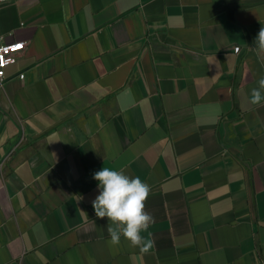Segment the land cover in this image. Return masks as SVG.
Listing matches in <instances>:
<instances>
[{"label":"crops","instance_id":"crops-1","mask_svg":"<svg viewBox=\"0 0 264 264\" xmlns=\"http://www.w3.org/2000/svg\"><path fill=\"white\" fill-rule=\"evenodd\" d=\"M260 30L264 0L0 3L25 43L0 84V264H264ZM101 167L150 185L147 252L110 244Z\"/></svg>","mask_w":264,"mask_h":264},{"label":"clouds","instance_id":"clouds-1","mask_svg":"<svg viewBox=\"0 0 264 264\" xmlns=\"http://www.w3.org/2000/svg\"><path fill=\"white\" fill-rule=\"evenodd\" d=\"M255 43L258 49L264 50V30L257 33ZM249 102L264 103V76L258 80L257 87L250 89ZM92 176L99 190L92 207L96 217L111 221L107 228L110 244L119 246L123 237L130 246L147 252L153 242L143 233L150 236L148 229L154 223V217L144 210L150 185L139 176L111 167H101Z\"/></svg>","mask_w":264,"mask_h":264},{"label":"built area","instance_id":"built-area-1","mask_svg":"<svg viewBox=\"0 0 264 264\" xmlns=\"http://www.w3.org/2000/svg\"><path fill=\"white\" fill-rule=\"evenodd\" d=\"M6 0H0V3ZM25 46L24 41H12L4 42L0 38V84L4 80L5 71L4 68L7 64L14 62L15 55L23 50ZM239 46H234L233 50L235 53L239 51ZM20 77H23V74H20Z\"/></svg>","mask_w":264,"mask_h":264}]
</instances>
